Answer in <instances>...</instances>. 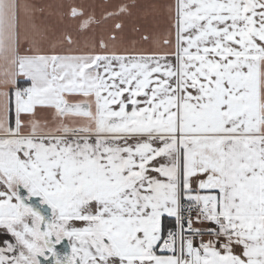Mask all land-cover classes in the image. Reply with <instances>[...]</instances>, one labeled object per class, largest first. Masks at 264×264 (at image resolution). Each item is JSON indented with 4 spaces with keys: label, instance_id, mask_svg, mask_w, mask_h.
<instances>
[{
    "label": "snow or ice",
    "instance_id": "1",
    "mask_svg": "<svg viewBox=\"0 0 264 264\" xmlns=\"http://www.w3.org/2000/svg\"><path fill=\"white\" fill-rule=\"evenodd\" d=\"M0 264H264V0H0Z\"/></svg>",
    "mask_w": 264,
    "mask_h": 264
},
{
    "label": "crops",
    "instance_id": "2",
    "mask_svg": "<svg viewBox=\"0 0 264 264\" xmlns=\"http://www.w3.org/2000/svg\"><path fill=\"white\" fill-rule=\"evenodd\" d=\"M40 2H43V3H58V2H60V0H40ZM80 2L87 3V2H91V0H80ZM113 2H116V0H113ZM140 2L144 3V4H151V3H156L157 0H140Z\"/></svg>",
    "mask_w": 264,
    "mask_h": 264
}]
</instances>
